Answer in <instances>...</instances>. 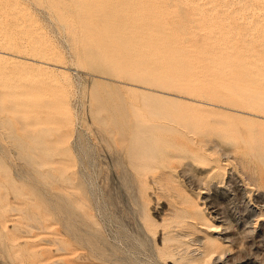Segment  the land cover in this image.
Listing matches in <instances>:
<instances>
[{"label": "rangeland", "instance_id": "rangeland-1", "mask_svg": "<svg viewBox=\"0 0 264 264\" xmlns=\"http://www.w3.org/2000/svg\"><path fill=\"white\" fill-rule=\"evenodd\" d=\"M261 93L264 0H0V264H264Z\"/></svg>", "mask_w": 264, "mask_h": 264}, {"label": "bare ground", "instance_id": "bare-ground-1", "mask_svg": "<svg viewBox=\"0 0 264 264\" xmlns=\"http://www.w3.org/2000/svg\"><path fill=\"white\" fill-rule=\"evenodd\" d=\"M263 4V3H262ZM193 24V23H192ZM185 37V36H184ZM188 40V39H187ZM236 85H234V86H241V84L239 83V81H236ZM240 85H239V84ZM257 83V82H256ZM173 87H184V88H190L191 86H189V83H186V82H184V81H177V82H172V83H170ZM253 84V83H252ZM260 84V83H259ZM242 85H243V83H242ZM254 85V84H253ZM249 86V85H248ZM254 86H256V87H259V85H258V83H257V85L255 84ZM254 86H252V87H254ZM242 88H243V86H241ZM255 87V88H256ZM236 89V88H235ZM259 89V88H258ZM257 89V90H258ZM213 91H211L212 92V94L213 95H215L216 97L215 98H218V97H223V96H226V97H229V98H237L238 99V102L239 101H242V102H244V100H242L240 97H238V96H236L234 93L233 94H231L230 92L233 90H231L230 92H229V94L228 93H219L218 91H219V89H217V88H213L212 89ZM218 90V91H217ZM227 91H225V92H228V90L229 89H226ZM238 90V89H237ZM256 90V91H257ZM241 91V90H240ZM243 94V93H242ZM245 94H247V93H245ZM257 94H258V91H257ZM256 94V95H257ZM261 94H263V93H261ZM241 95V94H240ZM264 95V94H263ZM243 96V95H242ZM255 96V95H254ZM253 96V97H254ZM258 96V95H257ZM243 97H245V96H243ZM246 97H247V95H246ZM251 97H252V95H251ZM250 97V98H251ZM251 98L252 100L250 101L251 103H253L255 106H257V107H260V106H264V98L263 97H261V95H259L258 97H257V100L258 101H254V98ZM247 98H249V97H247ZM246 99V98H245ZM256 99V98H255ZM232 100V99H231ZM248 101V100H247ZM236 102V101H235ZM248 104H250V103H248ZM262 108V107H261ZM138 113V112H137ZM181 114V113H180ZM187 114V113H186ZM192 115H194V114H192ZM125 116V120H126V123H125V126L127 125L128 126V128H130L131 130H133L134 132H132L133 134V136H136V131H135V128H138V127H140L141 126V120H140V114H126V115H124ZM179 116V115H178ZM184 116V115H183ZM189 116V115H188ZM195 116V115H194ZM155 117H156V120H163V121H168L167 123H164V124H160V125H155V126H151L152 128H151V132H152V136H151V138L149 139V141H148V145H150L151 146V151H153L152 153H151V151L149 152V153H147V154H142L141 152L139 153H137L138 154V158H140V161L141 162H139V163H143V162H147V161H151V159L152 158H154L155 157V159H158V158H164V157H166L167 155H177V154H179V153H181V152H183V153H185V155H187L189 152H191V153H195V152H197V150H196V148H193V147H191L190 146V142L192 141L193 143L195 142V140L194 139H192V138H189V137H187L186 136V134L185 133H178V132H175V130H173V128H174V126H173V124L171 123L172 121H173V118L172 117H170L169 115H168V113H158V114H156L155 115ZM177 117V116H176ZM193 117V116H192ZM197 117V116H196ZM195 117V118H196ZM181 118H183V117H181ZM191 118V117H190ZM201 118H202V116H201ZM142 119V118H141ZM146 119V118H145ZM150 119V118H149ZM153 119V118H152ZM184 119V118H183ZM155 120V119H154ZM174 120H175V118H174ZM193 120V119H192ZM199 120V119H198ZM149 121V120H148ZM150 121H151V119H150ZM153 121V120H152ZM169 121H171V122H169ZM177 122H178V120H176ZM197 121V120H196ZM154 122V121H153ZM173 122H175V121H173ZM147 123V122H146ZM157 123V122H156ZM151 124H153L154 125V123H151ZM176 124V123H175ZM121 125V123L119 124L116 120H113V122L111 123V129H113V128H115V127H119ZM123 127V126H122ZM174 129H176V128H174ZM183 129V128H182ZM190 129H191V127H190ZM194 131V129L192 130V132ZM180 132V131H179ZM183 132H185V131H183ZM198 132V131H197ZM193 133H195V132H193ZM188 135V134H187ZM128 136V135H127ZM193 136V135H192ZM199 142H201V141H199ZM108 147V146H107ZM169 147H174L173 148V150H171L170 152H167V153H163V152H160V151H162L161 149H163V148H169ZM122 149H124V151L128 154V151L130 152V153H133V151H131V150H129V148L128 147H126L125 148V146H122ZM146 149H148V148H146ZM170 149V148H169ZM128 150V151H127ZM100 153V152H99ZM120 153V152H119ZM159 155V156H158ZM122 156V155H121ZM158 156V157H157ZM113 158V157H112ZM145 159V161H143ZM119 162V161H118ZM153 162V161H152ZM149 164V163H148ZM147 164V165H148ZM139 165V164H138ZM142 165V164H141ZM146 165V164H145ZM157 165V164H156ZM144 166V165H143ZM198 216V215H197ZM198 219V218H197ZM178 223V222H177ZM204 223V222H203ZM193 226V225H192ZM72 236V238L74 239V241L76 242L75 244H74V246H73V248H71V247H69V245L67 246V250L68 251H71V250H73V251H77V249L79 248L78 246H79V243L81 242L79 239H78V237H77V235H74V234H72L71 235ZM79 242V243H78ZM112 259V258H111Z\"/></svg>", "mask_w": 264, "mask_h": 264}]
</instances>
